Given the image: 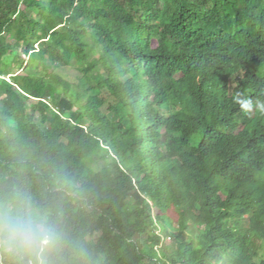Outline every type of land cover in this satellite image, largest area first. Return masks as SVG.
Listing matches in <instances>:
<instances>
[{"label":"trees","instance_id":"1","mask_svg":"<svg viewBox=\"0 0 264 264\" xmlns=\"http://www.w3.org/2000/svg\"><path fill=\"white\" fill-rule=\"evenodd\" d=\"M0 74V150L83 177L109 264H264V0H0Z\"/></svg>","mask_w":264,"mask_h":264},{"label":"clouds","instance_id":"2","mask_svg":"<svg viewBox=\"0 0 264 264\" xmlns=\"http://www.w3.org/2000/svg\"><path fill=\"white\" fill-rule=\"evenodd\" d=\"M239 96L242 112H264ZM14 140L0 150V264H109L83 177Z\"/></svg>","mask_w":264,"mask_h":264},{"label":"rangeland","instance_id":"3","mask_svg":"<svg viewBox=\"0 0 264 264\" xmlns=\"http://www.w3.org/2000/svg\"><path fill=\"white\" fill-rule=\"evenodd\" d=\"M38 65V64H36ZM35 65V66H36ZM62 76H64L66 79H68V81H74L75 79L73 77H75L77 74L75 73V71H73V69H71L70 71L67 69L64 72L60 73ZM175 227V226H174Z\"/></svg>","mask_w":264,"mask_h":264},{"label":"built area","instance_id":"4","mask_svg":"<svg viewBox=\"0 0 264 264\" xmlns=\"http://www.w3.org/2000/svg\"><path fill=\"white\" fill-rule=\"evenodd\" d=\"M3 82H7L10 83V76H5V75H1L0 74V84H2Z\"/></svg>","mask_w":264,"mask_h":264}]
</instances>
